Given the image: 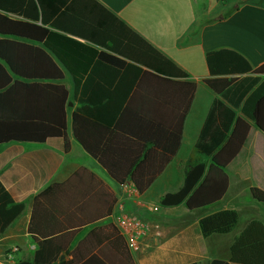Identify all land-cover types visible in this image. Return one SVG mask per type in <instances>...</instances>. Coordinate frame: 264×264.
Returning a JSON list of instances; mask_svg holds the SVG:
<instances>
[{"label":"trees","instance_id":"1","mask_svg":"<svg viewBox=\"0 0 264 264\" xmlns=\"http://www.w3.org/2000/svg\"><path fill=\"white\" fill-rule=\"evenodd\" d=\"M206 63L210 77L205 83L218 98L194 146L183 187L164 195L161 207L184 204L198 210L220 202L229 187L227 167L242 150L251 122L258 120L264 76L253 75H264V66L254 70L231 49L208 52ZM106 73L118 78V86L103 90L92 85ZM67 75L74 82L71 90ZM196 90L186 71L98 0H0V145L60 137L69 152L71 129L111 179L120 186L131 182L142 195L178 153ZM71 99L77 107L70 122ZM72 181L50 186L35 198L29 232L38 249L32 259L15 264H135L116 228L110 256L105 248L95 254L96 247L85 250L98 231L75 250L70 243L76 232L43 240L35 236L41 208L46 217L57 213L55 194ZM251 193L264 205V190L253 187ZM24 208L0 182V232ZM238 219L235 210L220 211L202 218L200 229L204 237L228 234ZM231 253L230 261L211 264H264V223L250 222Z\"/></svg>","mask_w":264,"mask_h":264},{"label":"crops","instance_id":"2","mask_svg":"<svg viewBox=\"0 0 264 264\" xmlns=\"http://www.w3.org/2000/svg\"><path fill=\"white\" fill-rule=\"evenodd\" d=\"M98 1L186 71L196 83L181 147L150 188L134 201L122 195L121 186L74 139L71 129L68 131L69 152L64 151V141L60 137L44 142L11 141L0 145V182L16 203L25 205L17 220L5 232H0V264H15L34 257L38 245L29 227L35 198L50 186L72 178L65 190L55 194L57 213L46 217L41 208L35 233L41 240L58 236L57 232H76L70 243L71 250H75L92 231H98L85 250L96 247L92 251L95 254L105 248L110 256V244L115 240L113 233L116 234V215L119 204L123 203L127 210L147 220L151 226L140 250L132 252L135 264L230 261L232 245L248 224L254 220L264 223V205L254 200L251 193L253 187L264 190V97L258 102L257 122H251L242 150L227 167L229 187L220 202L189 210L184 204L161 207L160 200L183 187L194 146L211 105L218 98L205 83L210 77L206 54L231 49L242 54L254 70L264 66V0ZM118 81L106 73L92 85L104 90L108 86H118ZM65 84L70 90L73 88L71 76L67 75ZM101 94H97L98 100L103 97ZM76 107L77 103L71 99L68 102L70 122ZM237 114L240 116V111ZM82 168L88 172L79 173ZM176 172L178 178L173 179ZM153 189H158L159 193L151 198L149 193ZM151 204H158L161 209L150 211ZM224 210L238 212L236 227L228 234L204 237L200 220ZM38 232L46 233V237ZM157 232L161 237H157Z\"/></svg>","mask_w":264,"mask_h":264},{"label":"built area","instance_id":"3","mask_svg":"<svg viewBox=\"0 0 264 264\" xmlns=\"http://www.w3.org/2000/svg\"><path fill=\"white\" fill-rule=\"evenodd\" d=\"M121 192L125 198L134 201L140 198L138 189L131 182L121 186ZM148 209L154 211L156 208L149 206ZM118 211L115 220L116 228L125 239L130 251L135 253L140 250L143 238L148 235L151 228L150 223L139 215L127 210L123 203L119 204ZM156 235L161 237L160 232H157Z\"/></svg>","mask_w":264,"mask_h":264},{"label":"rangeland","instance_id":"4","mask_svg":"<svg viewBox=\"0 0 264 264\" xmlns=\"http://www.w3.org/2000/svg\"><path fill=\"white\" fill-rule=\"evenodd\" d=\"M176 178H178V172H176V174L173 175V179H176ZM158 193H159L158 189H153V191H150L149 195L151 198H154ZM151 206L157 209H161V207L158 204H151Z\"/></svg>","mask_w":264,"mask_h":264}]
</instances>
